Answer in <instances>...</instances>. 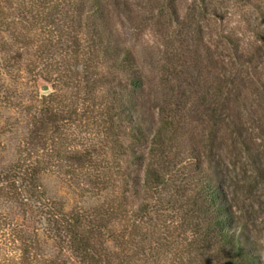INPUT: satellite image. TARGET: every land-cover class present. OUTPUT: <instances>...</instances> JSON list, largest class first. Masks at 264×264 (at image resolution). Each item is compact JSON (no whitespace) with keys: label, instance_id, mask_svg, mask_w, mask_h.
<instances>
[{"label":"rangeland","instance_id":"374dc122","mask_svg":"<svg viewBox=\"0 0 264 264\" xmlns=\"http://www.w3.org/2000/svg\"><path fill=\"white\" fill-rule=\"evenodd\" d=\"M19 1L4 8L8 19L17 16ZM101 1L107 23L104 36L132 53L143 80L145 141L137 148L144 150L161 120L172 121L179 152L186 158L190 147L196 149L202 166L217 180L230 221L246 230L247 244L264 264V0ZM54 29L52 23L20 20L0 31V168L23 155L20 146L30 127L24 106L55 90L54 71L43 69L50 56L44 52V38ZM94 70L103 75L99 93L129 88L114 59H102ZM44 84L46 91L40 88ZM122 140L127 144V137ZM39 181L45 197L60 202L65 211L86 210L111 196L107 191L80 189L54 170L42 171ZM195 189L194 184L188 186L181 205L173 203L178 193L170 187L148 199L159 202L149 211L143 230L160 233L170 244L158 252L159 264H180V254L190 249L188 241L194 238L190 231H182L180 223L189 217L188 196ZM139 197L129 192L126 202L134 208ZM0 214L11 223L22 218L18 206L1 196ZM199 222L203 224L202 217ZM34 226L36 259L59 255L44 220ZM1 229L5 232L0 239L5 236L7 241L0 247V264H14L17 242L12 241L11 227ZM106 244L117 251L110 241Z\"/></svg>","mask_w":264,"mask_h":264},{"label":"trees","instance_id":"16d2710c","mask_svg":"<svg viewBox=\"0 0 264 264\" xmlns=\"http://www.w3.org/2000/svg\"><path fill=\"white\" fill-rule=\"evenodd\" d=\"M14 1L0 0V31L20 20L55 27L46 33L43 45L50 55L43 62L44 73L54 71L55 90L24 106L30 127L20 146L23 155L0 168V196L15 203L22 214L19 223L6 222L0 214V233L5 232L1 227H11L12 241L17 242L14 264H159L158 252L170 244L160 233L143 230L149 211L159 202L148 199L170 187L178 193L173 203L181 205L182 194L193 184L189 219H181L180 227L194 239L180 254V264H259V256L247 244L246 230L230 221L217 180L202 166L196 149L190 147L186 158L179 152L172 121L161 120L144 150L137 148L145 141L143 80L132 53L104 36L102 1L20 0L17 16L8 19L4 8H11ZM111 58L124 71L129 88L124 92L109 88L105 95L98 91L103 75L94 68ZM44 170L56 171L85 191H107L111 196L86 210L65 211L60 202L45 197L39 181ZM129 192L145 197L132 208L126 202ZM40 219L58 249L54 258L36 259L34 223ZM115 224L120 228L114 229ZM6 241L3 236L0 247ZM107 241L117 251L110 250Z\"/></svg>","mask_w":264,"mask_h":264},{"label":"water","instance_id":"95a60500","mask_svg":"<svg viewBox=\"0 0 264 264\" xmlns=\"http://www.w3.org/2000/svg\"><path fill=\"white\" fill-rule=\"evenodd\" d=\"M40 88H41L42 91H46L48 89L47 85H45V84L42 85Z\"/></svg>","mask_w":264,"mask_h":264}]
</instances>
